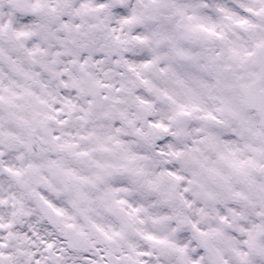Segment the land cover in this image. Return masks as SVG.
<instances>
[{"label": "snow or ice", "instance_id": "1", "mask_svg": "<svg viewBox=\"0 0 264 264\" xmlns=\"http://www.w3.org/2000/svg\"><path fill=\"white\" fill-rule=\"evenodd\" d=\"M0 264H264V0H0Z\"/></svg>", "mask_w": 264, "mask_h": 264}]
</instances>
